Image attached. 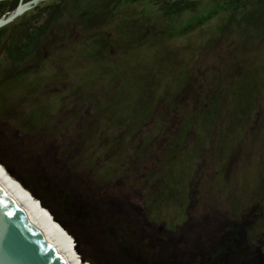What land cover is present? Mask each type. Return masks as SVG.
<instances>
[{"label": "rangeland", "instance_id": "obj_1", "mask_svg": "<svg viewBox=\"0 0 264 264\" xmlns=\"http://www.w3.org/2000/svg\"><path fill=\"white\" fill-rule=\"evenodd\" d=\"M218 1L167 16L152 0H125L42 31L47 2L16 18L34 23L36 45L23 63L0 58V165L84 264L145 259L137 223L98 205L95 184L123 200L143 194L154 216L195 164L208 201L231 214L264 191V18L251 28L230 25L228 10L203 20Z\"/></svg>", "mask_w": 264, "mask_h": 264}, {"label": "flooded vegetation", "instance_id": "obj_2", "mask_svg": "<svg viewBox=\"0 0 264 264\" xmlns=\"http://www.w3.org/2000/svg\"><path fill=\"white\" fill-rule=\"evenodd\" d=\"M153 157V154L146 156V162L152 164ZM195 168L177 192L168 194L172 203H161L156 208L157 216L152 215L145 199L136 201V195L141 199L143 194H132L135 190L123 200L115 195L117 190L107 193L95 184L98 189L95 201L118 208L122 215L125 211L124 215L137 223L140 238L146 243L141 247L145 259L139 264H264V191L255 202L242 203L231 214L221 201H208L209 189L202 188L205 174L201 170L199 176ZM262 175L264 181V168ZM161 177L165 180L168 174ZM65 180L64 185L68 186L69 179ZM149 184L147 181L141 187ZM167 206L172 210L170 219L166 218L169 223L161 219Z\"/></svg>", "mask_w": 264, "mask_h": 264}, {"label": "trees", "instance_id": "obj_3", "mask_svg": "<svg viewBox=\"0 0 264 264\" xmlns=\"http://www.w3.org/2000/svg\"><path fill=\"white\" fill-rule=\"evenodd\" d=\"M32 0H6L0 1V19L8 18L16 11L21 2L28 3ZM140 2L143 0H131ZM154 6L167 16H173L196 7L199 2L188 0H152ZM45 15L48 16L42 31L46 26L57 23L64 16L78 15L81 19L101 17L107 15L112 9L120 6L125 0H46ZM43 2L38 3L42 4ZM35 5L37 8L39 6ZM221 10L230 11L229 23L234 27L244 28L256 25L255 14L264 18V0H219L211 8L203 20L210 18ZM34 23L25 22L19 26L17 23H10L7 27L0 28V58L9 57L14 64L25 62L29 53L36 45L34 34ZM34 31V32H33ZM6 45L4 46V44ZM4 46V49H3ZM3 49V51H2Z\"/></svg>", "mask_w": 264, "mask_h": 264}, {"label": "water", "instance_id": "obj_4", "mask_svg": "<svg viewBox=\"0 0 264 264\" xmlns=\"http://www.w3.org/2000/svg\"><path fill=\"white\" fill-rule=\"evenodd\" d=\"M43 1L46 0L21 2L16 11L8 18L0 19V28L14 23L16 18ZM63 228L66 231L65 227ZM0 264H65L60 254L54 250L41 231L31 223L27 214L7 196L1 187Z\"/></svg>", "mask_w": 264, "mask_h": 264}, {"label": "bare ground", "instance_id": "obj_5", "mask_svg": "<svg viewBox=\"0 0 264 264\" xmlns=\"http://www.w3.org/2000/svg\"><path fill=\"white\" fill-rule=\"evenodd\" d=\"M0 187L27 214L31 223L41 231L54 250L60 254L65 264H84L76 253L72 237L53 220L31 193L20 182L11 177L1 165Z\"/></svg>", "mask_w": 264, "mask_h": 264}]
</instances>
